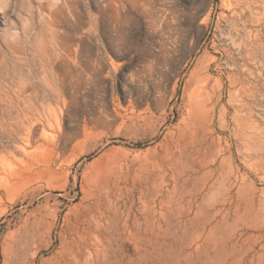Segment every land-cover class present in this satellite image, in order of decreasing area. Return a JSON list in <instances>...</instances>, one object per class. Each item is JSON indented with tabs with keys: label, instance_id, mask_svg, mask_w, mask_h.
I'll return each mask as SVG.
<instances>
[{
	"label": "rangeland",
	"instance_id": "obj_1",
	"mask_svg": "<svg viewBox=\"0 0 264 264\" xmlns=\"http://www.w3.org/2000/svg\"><path fill=\"white\" fill-rule=\"evenodd\" d=\"M263 237L264 0H0V264H264Z\"/></svg>",
	"mask_w": 264,
	"mask_h": 264
},
{
	"label": "bare ground",
	"instance_id": "obj_2",
	"mask_svg": "<svg viewBox=\"0 0 264 264\" xmlns=\"http://www.w3.org/2000/svg\"><path fill=\"white\" fill-rule=\"evenodd\" d=\"M66 60V59H65ZM198 69H200V67L198 66ZM200 72V70H196V72H195V74H194V76L195 77H198L199 76V73ZM193 116V113H191L187 118H185V120L187 121V123L192 127L193 125H194V118L192 117ZM213 118V117H212ZM210 120V113L208 112V116H207V120ZM180 137L182 138V139H186V137H187V135H180ZM104 169V168H103ZM111 172V169L109 170V173ZM111 175H109V176H112V175H114L115 174V172L114 173H110ZM116 174H118V172L116 173ZM107 175V171H105V169L104 170H99L95 175H94V182L97 184V185H103L104 183H105V178H107V177H109V176H106ZM105 185V184H104ZM103 185V186H104ZM264 238V237H263ZM226 252V251H225ZM264 252V251H263ZM79 255H74L73 256V264H80V262H79V258L80 257H78ZM226 260V262L228 261L229 262V254L226 252V254H225V257L223 258V260H222V262H220V264L221 263H223L224 261ZM93 261H94V259L91 257V255H88V256H86L84 259H83V264H94L93 263ZM59 264V263H58Z\"/></svg>",
	"mask_w": 264,
	"mask_h": 264
}]
</instances>
